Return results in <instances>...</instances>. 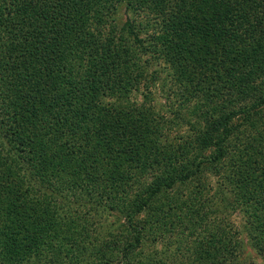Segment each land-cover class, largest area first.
<instances>
[{
    "label": "trees",
    "instance_id": "trees-1",
    "mask_svg": "<svg viewBox=\"0 0 264 264\" xmlns=\"http://www.w3.org/2000/svg\"><path fill=\"white\" fill-rule=\"evenodd\" d=\"M127 1L0 0V264H251L237 207L264 255V0Z\"/></svg>",
    "mask_w": 264,
    "mask_h": 264
},
{
    "label": "rangeland",
    "instance_id": "rangeland-1",
    "mask_svg": "<svg viewBox=\"0 0 264 264\" xmlns=\"http://www.w3.org/2000/svg\"><path fill=\"white\" fill-rule=\"evenodd\" d=\"M120 1H121V4H120ZM118 5V4H117ZM135 7H136V4H135ZM131 8H133V6H130L128 5V1L127 0H119V5L117 6V9L116 11L115 10H110L108 11V14L109 13H112V17L115 19V21L117 22V24L121 27L127 20V18L129 16H132V17H135L137 18V20H140L141 19V22L143 21H146L147 19H155L156 17V13H154V11H151V13H149L148 15L145 13H143L142 11V14L140 12H136L134 13ZM107 12V8H104V13ZM143 20V21H142ZM145 29V28H144ZM142 36L141 37H146V35L144 33L141 34ZM145 57V56H144ZM152 68H155V66H152ZM161 68V67H160ZM262 80L259 78L257 80V82H261ZM261 84L263 83H259L257 86L260 87ZM143 89V92H144V88ZM142 89L141 90H136L134 91L133 95L131 96L132 97V100H135L137 101L138 103H142L143 101H145V94L142 92ZM147 92V91H145ZM151 93V99L152 101L149 102L151 103V105L153 106V108L155 110H158V109H166L167 107V104H168V100H167V97H166V94H164V92H162L160 90V88H158L157 90L153 91V92H150ZM168 111V110H167ZM164 113H168L166 112L165 110L163 111ZM169 117L170 116V113L168 115ZM1 117H0V122H1ZM240 120V119H239ZM180 128H176V127H173L172 125V134L173 136H175L177 133L181 134H188L190 132L189 130V123L188 124H185L183 126H179ZM241 145H244V143H241ZM66 176H69L68 174ZM72 178V177H71ZM209 179H210V185L211 187H216L217 186V177H211L209 176ZM234 191L235 189H233L231 186H227L224 190V193L231 199L233 200V196H234ZM214 191L211 190V193H213ZM71 200H73V198H70ZM100 212L98 214H95L96 211H93L91 210L92 212V217L94 215L93 218L95 219V223L93 224L94 227L91 229L93 230L94 228L96 229V233H99V231H105L108 230V225L111 224V221H114L115 217L110 213V214H105L104 212V209L102 210V208L99 209ZM102 213H104L102 216H100ZM115 213V212H114ZM230 220L229 221H232V223H234V227L231 228V230L234 232L237 233L238 236L242 237V239L245 241V245H246V249L243 253V259H245L248 263H251V264H264V255L262 253H260V251L258 250V248L256 247H253V242L251 240V237H250V234L249 232L252 233V231L250 229V224L247 223V217L245 216L243 210L241 209V207H237V209L230 214ZM120 222L122 223H126V220L125 218H122L120 219ZM228 226V225H227ZM229 228V226H228ZM226 227V229H228ZM110 233H111V236L109 239H111L112 235L114 233H116L115 231H111V230H108ZM113 232V233H112ZM123 233H125L124 230H122ZM148 237L149 238H155V234L150 231L149 233H147ZM97 236L94 232V237ZM180 236H183L182 233L178 234V235H175L172 237L171 239V242L173 244H177L178 241H179V237ZM109 237V236H107ZM106 239V238H105ZM251 240V242H250ZM165 241L163 240L162 237H159L158 239H150V240H147V242H145L143 244V248L145 249V253H160L161 256L163 257H167L168 253L170 251H168V253H165L164 251L166 250V247L168 248V245L167 243H169L170 241H168L166 244L164 243ZM252 243V244H251ZM159 255V254H158ZM160 257V256H159ZM84 263H87L86 261H84ZM167 264L168 261H167Z\"/></svg>",
    "mask_w": 264,
    "mask_h": 264
}]
</instances>
